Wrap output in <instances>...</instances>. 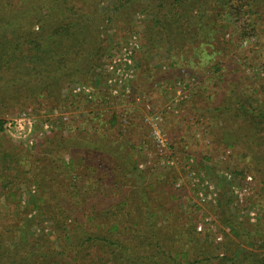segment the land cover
<instances>
[{
	"label": "rangeland",
	"instance_id": "1",
	"mask_svg": "<svg viewBox=\"0 0 264 264\" xmlns=\"http://www.w3.org/2000/svg\"><path fill=\"white\" fill-rule=\"evenodd\" d=\"M233 4L231 15L220 12V18L227 21L221 22L220 32L213 38L225 45L224 53L217 54L201 43V34L193 38L188 35L189 40L182 41L180 50L160 42L147 51L145 15L136 11L126 21H111V5L101 3L99 9L105 15L94 29L104 46L94 56L98 65L84 71L89 65L80 60L77 72H66L64 68L65 80L72 81L62 94L71 100L57 104L54 97L42 94L29 100L19 115L3 111V145L14 152H34L47 139L62 136L94 139L105 134L106 141H124L125 149L147 173L144 188L154 211L152 220L155 219L156 230L168 250L184 248L188 250L185 255L194 259L193 237L188 235L194 230L198 237L201 232L209 234V245L201 243L200 247L206 251L218 246L215 253L221 264L223 257L238 247L264 253V186L259 174L248 169L249 156L238 157L244 151L245 138L235 141L236 132H245L249 123L243 116H232L226 107L231 103L238 107L231 87L251 92V75L264 77V1L234 0ZM76 36L77 33L65 39L68 46L61 48L66 50L64 58H68L63 61L65 66L89 49L87 44L71 48L70 43L77 42ZM211 44L216 45L217 41ZM173 60L177 62L172 63ZM64 63L60 65L64 67ZM216 69L224 81L204 79L201 84L199 80L214 74ZM157 134L162 142L156 139ZM79 155L99 170L106 166L96 174L105 182L102 188L98 184L86 188L83 185L80 197L77 195L80 204L105 198L103 202L109 206L123 192L128 198L123 209L128 211L126 226L131 232L141 227L142 216L139 224L132 227L135 216L144 213L139 192L134 191L137 187L131 184L109 190L107 181L113 173L107 162L111 159L101 152L73 147L69 153L60 152L58 163L69 164L71 157L76 159ZM247 176L251 180L247 181ZM234 187L247 189L242 201ZM39 191L35 183L22 186L19 208L30 219L37 214L32 197ZM6 207L16 205L8 203ZM113 224L116 223L111 220L108 226ZM33 225L37 232H43L39 220L35 219ZM129 230L125 228L124 240H130ZM177 230L186 232L179 235ZM44 231L54 235L52 228Z\"/></svg>",
	"mask_w": 264,
	"mask_h": 264
},
{
	"label": "trees",
	"instance_id": "2",
	"mask_svg": "<svg viewBox=\"0 0 264 264\" xmlns=\"http://www.w3.org/2000/svg\"><path fill=\"white\" fill-rule=\"evenodd\" d=\"M105 2L111 5L108 18L111 21H126L136 11L145 15L147 51L160 42L180 50L182 41L189 40L188 35L193 38L201 34V43L217 54L225 48L222 40L213 39L220 32L221 22L226 20L220 18V12L230 14L234 7V0H0V137L5 130V113H23L36 95L54 97L53 102L57 104L70 99L62 94L72 81L65 80L64 68L66 72L74 69L77 72L80 60H86L89 65L84 71L98 65L94 56L99 55L104 46L94 29L105 15L99 9ZM230 18L232 20L233 15ZM76 33L77 42H71L70 47L87 44L89 49L65 66L68 58H64L66 50L61 48L68 46L65 39ZM213 41L217 44H211ZM60 63H64V67ZM213 73L197 80L201 84L204 79L224 81L219 70ZM231 88L238 107L234 108L232 103L226 107L232 116H243L249 123L243 129L245 132L238 131L235 135V141L242 138L246 141L238 157L249 156L247 167L259 174L264 186V77L251 75V92ZM105 138V134L94 139L49 138L38 145V152L11 151L0 139V264H221L215 253L218 246L206 251L200 247L201 243H210L206 233H198L200 237L195 236L194 230L188 233L193 237L194 259L185 255L188 250L184 248L167 249L156 230L155 219L152 220L155 215L144 188L146 171L138 167L125 149L124 141H106ZM73 147L84 152H101L111 159L107 162L103 158L113 173L107 181L109 190L131 184L137 187L134 191L139 192L144 213L135 216L132 227L139 224L142 216L143 228H133L131 232L126 226L128 211L123 209L128 198L123 192L109 206L103 202L105 198L80 204L77 195L83 185L86 188L98 184L102 188L105 182L96 174L103 172L106 166L99 170L83 155L76 159L71 157L69 164H59L60 152L69 153ZM38 155L42 157H36ZM31 183L40 188L32 197L37 207L33 219L39 220L43 232L33 229L34 220L19 208L22 186ZM87 198L89 196L84 197ZM8 203L16 207H6ZM111 220L116 224L109 227ZM46 228H52L54 235L45 232ZM125 228L130 232L129 241L123 239ZM184 232L177 230L176 234ZM196 247L199 249L195 250ZM223 259L222 264H264V253L238 247Z\"/></svg>",
	"mask_w": 264,
	"mask_h": 264
},
{
	"label": "built area",
	"instance_id": "3",
	"mask_svg": "<svg viewBox=\"0 0 264 264\" xmlns=\"http://www.w3.org/2000/svg\"><path fill=\"white\" fill-rule=\"evenodd\" d=\"M156 137H157L156 139H157L158 141L162 142L161 139H160V137H159V134H157ZM249 180H251V176H247V181H249ZM234 189H235V192L238 193V195H239V197H240V201H242V194H243L245 191H247V189H246V188H242V190H240V189H238L237 187H234ZM201 199H202L203 201L205 200V197H203L202 194H201ZM198 229L200 230L201 227L199 226Z\"/></svg>",
	"mask_w": 264,
	"mask_h": 264
}]
</instances>
